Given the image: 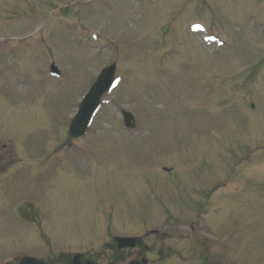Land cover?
<instances>
[{
  "label": "rangeland",
  "instance_id": "obj_1",
  "mask_svg": "<svg viewBox=\"0 0 264 264\" xmlns=\"http://www.w3.org/2000/svg\"><path fill=\"white\" fill-rule=\"evenodd\" d=\"M113 63L117 84L70 144L83 95ZM8 152L72 155L81 176L103 167L124 215L175 239L194 223L204 248L167 264H264V0H0ZM10 202L0 195V264L32 249Z\"/></svg>",
  "mask_w": 264,
  "mask_h": 264
},
{
  "label": "flooded vegetation",
  "instance_id": "obj_2",
  "mask_svg": "<svg viewBox=\"0 0 264 264\" xmlns=\"http://www.w3.org/2000/svg\"><path fill=\"white\" fill-rule=\"evenodd\" d=\"M8 155L0 153V161H7L0 165V195L11 200L12 218L28 225L25 242L32 248L21 250L19 256L32 255L43 264H167L186 245L194 250L205 246L207 240L198 236L192 222L190 231L175 239L166 228L154 225L159 223L126 217L115 194L106 191L116 179L103 175V167L97 169L101 174L93 169L81 176L80 159L72 155L23 153L16 163H9ZM153 166L159 170L156 163ZM164 169L169 172L173 167ZM21 186L22 191L12 196ZM76 203L81 209L87 207V213H76ZM96 203L99 217L94 207L89 208ZM99 229L102 232H96ZM56 240L61 245L54 247Z\"/></svg>",
  "mask_w": 264,
  "mask_h": 264
},
{
  "label": "water",
  "instance_id": "obj_3",
  "mask_svg": "<svg viewBox=\"0 0 264 264\" xmlns=\"http://www.w3.org/2000/svg\"><path fill=\"white\" fill-rule=\"evenodd\" d=\"M115 64L105 67L99 74L97 80L89 88L83 97L77 113L69 127L70 135L73 137L81 136L85 133L90 124L94 113L96 112L101 96L111 89L114 85ZM124 120L127 125L135 121L134 115L127 110L122 111ZM19 264H40L38 259L31 256H23Z\"/></svg>",
  "mask_w": 264,
  "mask_h": 264
}]
</instances>
